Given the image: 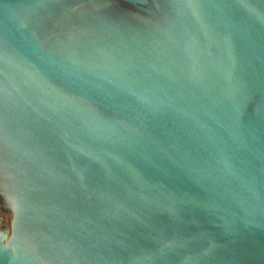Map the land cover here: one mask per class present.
<instances>
[{"label":"water","instance_id":"1","mask_svg":"<svg viewBox=\"0 0 264 264\" xmlns=\"http://www.w3.org/2000/svg\"><path fill=\"white\" fill-rule=\"evenodd\" d=\"M0 264H264V0H0Z\"/></svg>","mask_w":264,"mask_h":264}]
</instances>
